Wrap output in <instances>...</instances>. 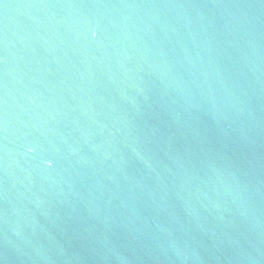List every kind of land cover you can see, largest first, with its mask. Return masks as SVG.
<instances>
[{
	"label": "water",
	"instance_id": "obj_1",
	"mask_svg": "<svg viewBox=\"0 0 264 264\" xmlns=\"http://www.w3.org/2000/svg\"><path fill=\"white\" fill-rule=\"evenodd\" d=\"M0 264H264V0H0Z\"/></svg>",
	"mask_w": 264,
	"mask_h": 264
}]
</instances>
